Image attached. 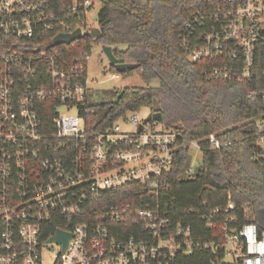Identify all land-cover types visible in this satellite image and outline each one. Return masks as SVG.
<instances>
[{"label":"built area","instance_id":"obj_1","mask_svg":"<svg viewBox=\"0 0 264 264\" xmlns=\"http://www.w3.org/2000/svg\"><path fill=\"white\" fill-rule=\"evenodd\" d=\"M96 1L72 0L56 14L47 0H0V264H172L178 250L191 252L190 227L173 225L160 200L108 199L134 183L158 198L169 184L177 132L157 121L138 130L139 111L107 130L88 129L81 114L88 110V58H77L71 69L55 37L78 27L90 31L88 12ZM191 1L196 7L183 26L189 57L222 60L212 74L252 80L264 50V0ZM83 17L86 28L77 25ZM60 27L49 42L48 32ZM42 105L51 108L46 121ZM257 127L259 159L264 121ZM207 140L211 149L231 143L215 133ZM50 222L57 223L54 230ZM137 224L142 232H126ZM58 230L71 235L65 249L50 241ZM229 242L233 264H264V229L257 223L244 224Z\"/></svg>","mask_w":264,"mask_h":264},{"label":"trees","instance_id":"obj_2","mask_svg":"<svg viewBox=\"0 0 264 264\" xmlns=\"http://www.w3.org/2000/svg\"><path fill=\"white\" fill-rule=\"evenodd\" d=\"M47 1L56 14H62L72 0ZM100 2V35L58 44L60 58L74 70L79 63L76 59L84 63L94 43L110 45L116 57L139 62L132 70L119 72L111 64L110 70L124 77L138 74L144 85L109 90L113 97L100 102L87 97L88 110L82 109L81 114L88 129L107 130L117 120L147 107L149 113H161L162 122L158 123L177 132L174 166L162 194L152 197L144 185L127 184L108 194L110 204L160 200L167 205L173 225L191 229V252L178 250L172 264H228L224 259L230 234L249 222L264 229V158L254 155L260 151L257 122L264 121V50L252 80L225 79L211 73L222 60H192L185 49V39L191 41L184 22L196 7L191 0ZM77 22L86 28L84 17ZM62 30L49 31L48 41ZM50 109L39 107L43 120L51 116ZM210 133L231 143L211 149L207 140ZM191 142L201 146L202 161L188 175ZM48 225L52 230L57 227L55 222ZM134 227L126 232H142L141 224ZM206 242L212 247H205Z\"/></svg>","mask_w":264,"mask_h":264},{"label":"rangeland","instance_id":"obj_3","mask_svg":"<svg viewBox=\"0 0 264 264\" xmlns=\"http://www.w3.org/2000/svg\"><path fill=\"white\" fill-rule=\"evenodd\" d=\"M101 8V2L96 1L93 8L88 12V20L92 27L97 26V15ZM87 80L89 84L88 97L92 101L100 102L113 97L112 94L107 91L113 89H122L126 86H142L144 82L138 74H132L124 77L120 75L118 78L113 77V72L110 70V62L106 57L102 45L94 43L91 48V54L87 59ZM74 110H72L73 112ZM149 113L147 107H143L139 111L140 118H145ZM122 124V128H127V125ZM190 159H191V169L195 171L202 161V152L197 148L196 142H191L190 145ZM235 247H237L235 245ZM227 255L225 257V262L228 264H233L235 261V254L232 252V244L229 242L226 245ZM239 253V249H237ZM51 260L52 255L45 254Z\"/></svg>","mask_w":264,"mask_h":264},{"label":"water","instance_id":"obj_4","mask_svg":"<svg viewBox=\"0 0 264 264\" xmlns=\"http://www.w3.org/2000/svg\"><path fill=\"white\" fill-rule=\"evenodd\" d=\"M100 33H101V29L98 26L92 27L90 31H87L85 33H82L81 28L78 27L73 32L59 33L55 37V43L56 44H61V43L68 44L78 38H81L83 35H87L92 38H95V37H98ZM102 48L110 64L114 65L117 71L119 72H124L126 70H132L138 67L139 65V62H128L125 60V58L116 57L110 45L104 44L102 45ZM151 121L162 122L161 113L160 112L148 113L146 117L143 119V122L139 124L138 130H141L144 124L151 122ZM70 236L71 235L69 233H66L62 230H58L57 233L50 239V241H54V242L62 244L63 249H65L67 247Z\"/></svg>","mask_w":264,"mask_h":264}]
</instances>
